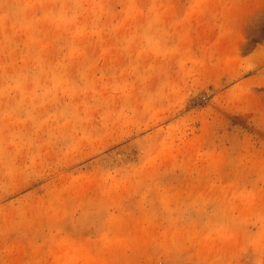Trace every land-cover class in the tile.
<instances>
[{
	"label": "rangeland",
	"instance_id": "obj_1",
	"mask_svg": "<svg viewBox=\"0 0 264 264\" xmlns=\"http://www.w3.org/2000/svg\"><path fill=\"white\" fill-rule=\"evenodd\" d=\"M0 264H264V0H0Z\"/></svg>",
	"mask_w": 264,
	"mask_h": 264
}]
</instances>
